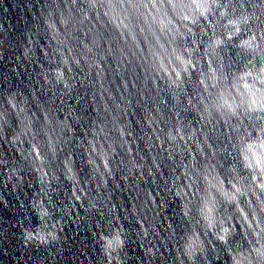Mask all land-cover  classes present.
Returning a JSON list of instances; mask_svg holds the SVG:
<instances>
[{
	"label": "clouds",
	"instance_id": "obj_1",
	"mask_svg": "<svg viewBox=\"0 0 264 264\" xmlns=\"http://www.w3.org/2000/svg\"><path fill=\"white\" fill-rule=\"evenodd\" d=\"M0 62L11 261L264 264V0H0Z\"/></svg>",
	"mask_w": 264,
	"mask_h": 264
},
{
	"label": "water",
	"instance_id": "obj_2",
	"mask_svg": "<svg viewBox=\"0 0 264 264\" xmlns=\"http://www.w3.org/2000/svg\"><path fill=\"white\" fill-rule=\"evenodd\" d=\"M8 67L9 66L6 62H0V93H2L4 91V88L2 86V84L4 83L3 82V75L6 72ZM27 74L28 73L26 72V70H22V75H25V77H26ZM9 76H11V74H9ZM25 82L26 81L21 82L19 80H12L11 81V83L15 84L17 87H22ZM43 98H44V94L41 93V99H43ZM9 155H11V154H9ZM0 191H4L2 185H0ZM31 191H32L31 188L21 189V195L19 197H17L14 193L10 194L9 192H5V195L7 196L8 200H9L10 207L13 205H16L18 207L19 200L26 198L28 195L31 194ZM117 199H119V196L117 197ZM17 207H12V212H16ZM10 215H11V212L8 209H5L2 205H0V222H2L4 216H10ZM170 215L173 218H175L176 214H175V212H172V213H170ZM168 217H169V214H165L163 217V221L161 223L162 230H163V225L168 223ZM68 228H69V231L67 232V236H68L70 243H72L73 250L78 252V249H80V254H83V252L86 249L81 248L79 243H78V240L80 238H85L83 233L81 232L77 235V230L75 228V225L69 224ZM2 235H3V233H2V231H0V236H2ZM74 237H76V238L74 239ZM15 245H16V240L14 239V237L11 234H9L8 241L3 246L7 247L8 252L11 254L14 252ZM174 248H175V245L173 244V249ZM132 251L134 253H136L137 255H139V253L135 247H133ZM12 261L9 258V256H5L2 252H0V264H15V258L14 257L12 258ZM68 264H71V261H69Z\"/></svg>",
	"mask_w": 264,
	"mask_h": 264
}]
</instances>
